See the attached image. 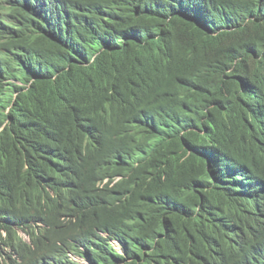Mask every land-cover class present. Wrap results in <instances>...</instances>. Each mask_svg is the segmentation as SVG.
Returning a JSON list of instances; mask_svg holds the SVG:
<instances>
[{"label":"trees","instance_id":"1","mask_svg":"<svg viewBox=\"0 0 264 264\" xmlns=\"http://www.w3.org/2000/svg\"><path fill=\"white\" fill-rule=\"evenodd\" d=\"M6 16L0 182L59 181L95 145L71 183L89 206L81 229L108 233L94 232V264H212L251 240L256 179L264 191V0H37ZM10 78L35 80L5 114L21 89Z\"/></svg>","mask_w":264,"mask_h":264},{"label":"clouds","instance_id":"2","mask_svg":"<svg viewBox=\"0 0 264 264\" xmlns=\"http://www.w3.org/2000/svg\"><path fill=\"white\" fill-rule=\"evenodd\" d=\"M30 3L32 10L37 0H0V20L10 22L6 14L16 6ZM47 22L45 28L47 27ZM35 79L28 82L10 78L7 83L18 84L21 89L10 92L11 102L4 109L9 114L20 93L26 92ZM7 116L0 125V132L7 126ZM0 170L10 162L9 149L0 139ZM95 145L82 147L76 154L79 166L76 172L63 176L59 181L40 184L33 188L29 184L14 181L0 182V264H94L95 255L102 241L94 235L108 237V233L81 229L84 206L71 183L85 169V160L93 155ZM104 179L103 182H106ZM253 197L246 209L245 220L251 240L232 249L227 258H216L212 264H264V204L263 185L257 182L252 189ZM236 227V226H235ZM99 241V242H96ZM107 246L120 252L119 243L110 239Z\"/></svg>","mask_w":264,"mask_h":264}]
</instances>
